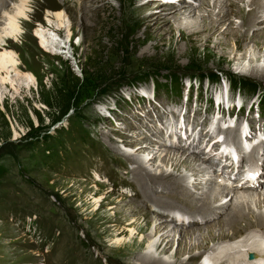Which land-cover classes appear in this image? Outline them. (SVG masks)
<instances>
[{
    "label": "rangeland",
    "instance_id": "obj_1",
    "mask_svg": "<svg viewBox=\"0 0 264 264\" xmlns=\"http://www.w3.org/2000/svg\"><path fill=\"white\" fill-rule=\"evenodd\" d=\"M81 1L33 0L28 7V17L21 24L19 37L10 39V46L0 47V51L9 49L17 56V79L20 82L18 86L2 84L1 87L0 264H140L138 256L145 253L148 244L143 239L145 235L136 236L134 245L130 232L120 234L115 231L110 220V207L114 205L115 198L119 199L123 195L126 202L133 201L137 206L141 202L137 200L141 197L135 196V193H140L133 174L137 164H132L126 155H122V152L134 153L135 148L122 145L120 136L136 139L140 145L144 144V149L145 144L152 142V147H147L145 152V156L150 151L151 155H156L155 163L148 166L151 172L157 175L168 172L175 177H187L190 168H174L171 161L163 160L164 155L168 151H180L179 155H184V158L188 156L187 159L199 153L205 157L210 154V148L205 149L204 146L192 151L189 144V148L183 146L184 142L182 146L177 144L178 134L170 135L173 128L176 132L175 125H185L183 130L177 128V132L181 131L183 135L185 130L190 134L194 128L193 124L189 125V121L181 123L180 110L182 114L189 110L188 115L191 117L186 116V119L190 120L196 118L198 121L209 116L203 124L204 129L214 132V135L218 132L212 127L218 116L212 113L219 106L217 92L219 90L224 97H232V106L227 101L221 105L226 110H223V116L227 118H221L218 126L233 149L236 146L231 134L239 122H247V117L253 121L264 120V77L241 72L249 66L247 62L231 63L227 58L219 62L217 55L209 54V48L197 45L196 51H191L186 39L177 42L181 38L180 34L168 33L171 20L164 22V18L170 14L163 9L170 0H134L133 5L131 0H89L91 6L87 9ZM216 1L225 3V0H213ZM249 1L240 4L246 12L251 8ZM17 2L0 0L3 3L0 6V20L3 12ZM201 2L196 0L197 7H200ZM139 5L147 6L148 13L154 16L149 43L144 48L151 49L152 44L158 43L161 57L136 60L127 56V47L133 34L131 8ZM61 9L66 11V27L70 25L71 34L67 29L69 27L56 31L47 20L48 12ZM52 19L55 23V19ZM233 23L235 28L240 27L242 18L234 15ZM37 29H48L46 32L54 36L52 42L49 41L51 45H41L42 38L37 35ZM260 29L262 31L264 26ZM241 31H246V28L241 27ZM168 51L182 56L169 58L167 54H172ZM255 55L262 57L260 64L264 67V51H258ZM114 66L118 68L115 70ZM212 74H218L220 81L208 83V76ZM0 75L6 76V73L0 71ZM30 76L32 81L28 79ZM172 77L179 81L178 90L177 87H171L174 83ZM230 80L231 95L225 89L229 87ZM235 80L246 84L237 90L233 85ZM190 93L192 96H189ZM153 108L160 114V120L148 115V111H153ZM155 127L159 131L163 130L164 134L168 133V143L164 145L161 140L163 136L155 135V130L154 135L151 134L150 128ZM256 128L253 126L250 129L253 137L249 139L246 151L250 145L260 147L262 151L256 157L264 164V138L254 133L257 132ZM113 137L118 150H114L110 143ZM205 152L207 154L204 156ZM248 154L253 156V150ZM248 154H245L246 162L250 163L254 159L249 160ZM203 166H208L203 175L204 180L215 176L219 183L226 182L229 188L240 193L264 194V186L259 191L239 188V181H235L237 175L228 179L217 163L207 162ZM252 176L247 180H258ZM190 180L193 181L194 177L191 176L187 181L191 185ZM218 182H213V186H217ZM96 188L100 190L97 192ZM205 189H197L195 193L201 194ZM183 191L185 188L180 189L181 194ZM167 194L172 195L169 192ZM102 195L107 196V199L99 207L96 197ZM232 195L233 191L228 199ZM183 209L186 210V207ZM139 211L138 217L142 223V214L146 211L141 207ZM189 212L192 213L190 209ZM148 214L152 220L159 217ZM221 217H214V222ZM202 220L209 219H198V225H189L198 230L186 239L188 247L180 260L187 261L193 253L198 255L196 264H206L208 257L211 260L209 264H220L222 261L217 260V257L226 247L205 254V248L198 246L201 237L208 234V225ZM171 223L174 240L170 251L167 254L155 252L156 257L167 261L176 259L175 251L180 249L176 230L177 227L179 230L183 227L181 223ZM242 223V227H245V221ZM153 229L152 224L148 233ZM228 232L230 237L237 236L235 241L244 240L247 235L233 230ZM219 234L214 229V238ZM158 239L156 236L155 240ZM213 243L208 241L207 247H212Z\"/></svg>",
    "mask_w": 264,
    "mask_h": 264
},
{
    "label": "bare ground",
    "instance_id": "obj_2",
    "mask_svg": "<svg viewBox=\"0 0 264 264\" xmlns=\"http://www.w3.org/2000/svg\"><path fill=\"white\" fill-rule=\"evenodd\" d=\"M32 1L33 0H18V2L15 3L11 9H7L3 12L0 20V47L10 46V39H17L19 37L22 31L21 24L23 23V20L28 17V7ZM244 1L245 0H225V3L224 1L220 3L217 1L213 2V0H202L200 7H197L196 0H170V3H168L169 5L165 6L163 9L170 15L168 18H163L165 19L164 22L171 20L168 33L171 35L172 33L178 32L181 38H179L177 42L181 41V39H186V43L191 47V51H196L197 45H201L204 48L210 49L209 54L211 56L217 55L219 62L225 61L226 58L231 63L238 62V64H244L247 62L249 66L244 68V70H241V72L248 73L253 76L264 77V67L260 64L262 57L260 55H255L258 51H264V29L259 31V29L264 26V0H250L249 5L251 8L248 12L240 6V4ZM82 2L86 9L90 8L91 1L82 0L81 3ZM131 2L133 5L134 0H131ZM2 5L3 3H0V6ZM146 8L147 6L145 5L135 6L134 9L131 8L133 12V34L129 43L131 47L129 45V47H127L128 52L126 51L127 56L131 59L140 60L146 58H158L162 56L158 43L152 44L151 49L149 47L144 48L150 37L149 31L152 27L151 24L154 22L152 21L154 16L149 14ZM234 15H239L242 18V25L240 27L237 26L238 28L234 27ZM52 18L55 19V23L52 21ZM47 20L50 22L52 27L56 29V31L63 30L68 23H66V11L63 9L53 13L48 12ZM161 21L163 23V20ZM69 26L70 25L68 24L67 27ZM241 27L246 28V31L242 32ZM67 29L71 34V28L69 27ZM255 29H258V31L255 32ZM46 30L48 29H37V35L39 34L42 38L41 45H51L50 42H52L54 37L47 33ZM251 44L252 51L254 52L253 55L252 51L251 53L249 52ZM141 47H143L142 50H139ZM152 49L154 50L153 53L150 52ZM169 52L172 54H167L169 58L176 59V57L180 58L182 56V54L177 55L174 52L168 51V53ZM117 58L118 56L115 57V59ZM18 63V58L12 50L5 49L3 52L0 51V71H4L6 73V76L0 75V97H2L3 94V90L1 88L2 84H11L13 86H18L20 84L17 79V77H19V71L17 68ZM114 68L116 70L118 66H114ZM28 79L31 81L33 80L31 76L28 77ZM229 94L231 95L232 93L230 92ZM189 96H192V94L190 93ZM216 100L219 106H217L214 111L212 110V113H218L217 117L222 116V119L227 118L223 116L224 107L221 105L228 102L229 105L232 106L233 98L224 97L218 90ZM188 104L189 101L185 104L186 107H188ZM153 109V111H148V115L150 114V118H157L160 120V114L156 112L155 108ZM193 109L194 108L191 107V111H193ZM170 110L174 111L173 109ZM188 111L189 110H185V113L182 114L180 110L179 116L182 119L181 123H187L189 121V125L193 124L194 128L191 130V133L188 134L187 130H185L183 135L181 131L177 132V128L183 130L185 125L180 127L179 125H175L176 132H174L175 128H173V130L170 131V135L172 133H176V135L178 134L177 144H181L183 142L185 143L183 146L189 144L192 151H197L204 146L205 149L210 148V154L208 153V155L205 156L207 154L205 152V157L201 156V153L198 155L194 154V158L187 159V155L186 158H184L185 156L182 154L179 155L180 151H173V153L172 151H168L164 155L163 159L171 161L174 168H190L191 173L189 172L187 177H175L172 173L168 172H162L160 175L151 172L148 166L151 163H155L156 155H151L152 151H150L145 156V152L147 147H152V142L145 144L146 148L144 149V144L140 145L136 139L129 138L127 135L120 136V139H122V145L132 149L135 148L134 153L122 152V155H126L127 158L132 161V164H137L136 168L133 170V174L136 182L139 184L140 193L139 195L135 193V196H140L141 199L138 198L137 200L141 202L138 206L135 205L133 201L126 202L123 195L119 199H114L115 203L110 207V210H112L110 220L115 227V231H119L120 234H124L127 231L130 232V238L133 240L132 243L134 245L136 244V236L145 235L143 239L146 240L148 244L146 246L145 253L138 256L140 264H196V260L198 258L197 254L192 253L187 261L180 260V256H182L183 252L188 247L186 239L195 235L198 230L193 229L194 227L189 225H191V223L197 224V222H199L198 219H209L210 221L204 220L206 222L202 220V222L208 225V234L201 237V242L198 245L199 247L205 248V254H210L219 247H226L222 249L223 251L220 253L218 252L221 254L220 256H216L217 260L222 261L220 264H264V194H261L260 192H257L258 194H254L253 192H244L245 188L243 187L249 186V182L248 180H245L246 176H243L242 178V174L244 172L248 173V177L252 175L258 177V182L253 184L251 188H246L247 190L251 189L259 191L262 189V186H264V164L260 163V159H257L256 157V155L260 154L262 149L258 146L250 145V148L246 151L249 146V139L251 140L253 137V133L251 134L250 131L251 127H257V132L254 133H257L261 139L264 138V120L253 121L247 117V122H239V126L235 129V131H230L232 132L231 138L236 146V149H233L229 144L230 141L220 133V128L217 124L214 123L213 125V128L218 131L214 135L204 129L203 124L209 116H205L203 119L199 118L198 121L196 118L190 120L186 119V116L188 118L191 117L188 115ZM207 111L208 110H205V112ZM210 120H212V118H210ZM154 130L156 131L155 135L157 134L160 137L161 134L163 136L161 140L164 142V145L168 143V133L164 134L163 130L159 131L155 127L150 128V132L151 134L153 133V135L155 132ZM179 133H181V135H179ZM187 140H189L188 142L191 141V143H188ZM215 140H217L218 144H216ZM135 142L138 143L137 146ZM110 143L113 145V149L117 148L118 150V145L114 137L111 139ZM169 143L173 144L172 141ZM212 149L215 150L211 151ZM252 150L253 156L250 157L248 153ZM245 154H248L247 158L249 160H254H251L252 162L250 163L246 162ZM142 156L143 158H140ZM138 157L139 160L137 159ZM198 161L199 163H197ZM207 162L217 163L220 165L222 174L226 175L228 179L231 176L237 175L235 181H239V184H237L240 185L239 188L244 190L242 191L244 193H240L239 191L229 188V184L226 182L219 183L215 176H209L206 180H204L203 175H205L206 167L208 166L204 167L203 164H206ZM248 164L251 167L242 169V167ZM191 176L194 177V180H190L192 181L190 185V182L188 183L187 181L188 179H191ZM213 182H218L219 186L218 184L217 186H213ZM97 186L98 185L95 187ZM204 187L206 189L202 191L201 194L197 195L195 193V190L203 189ZM159 188H161V190L157 191ZM184 188L185 191L181 194L180 189ZM99 190V188H96L95 191L98 192ZM231 191H233V195L230 199H228ZM167 192L172 195H168ZM96 198L98 206L101 207L104 200L107 199V196L103 197L102 195ZM164 205L168 206V208L165 209ZM140 207L146 211L142 214L144 219L142 223H140V217H138V214L141 213L139 211ZM183 207H186V210L183 209ZM189 209L192 213L189 212ZM148 213L154 214L155 217L158 215L159 217H157V220H152ZM218 216H222L221 219L214 222V217ZM210 217L213 220H211ZM243 221L246 223L245 227H242ZM171 222L181 223L183 227L179 230L176 226V233L179 234L178 245H180V249L175 251L176 253L174 256L176 259H174V261H167L160 256L156 257L155 252L160 251V253L167 254L170 251L174 240L172 237V228L174 227H171ZM152 224L154 225V229L148 233ZM257 226L262 228L256 229ZM214 229H217L220 233L219 236L215 238L213 235ZM199 230L201 229L199 228ZM229 230L239 233H247V235L244 237V240L241 239L235 241L237 236L230 237L228 232ZM156 236L159 237L158 240H155ZM210 240L214 241V245L212 247H207L208 241ZM250 253H253L255 257H250ZM207 260L208 263L211 262L209 257Z\"/></svg>",
    "mask_w": 264,
    "mask_h": 264
},
{
    "label": "trees",
    "instance_id": "obj_3",
    "mask_svg": "<svg viewBox=\"0 0 264 264\" xmlns=\"http://www.w3.org/2000/svg\"><path fill=\"white\" fill-rule=\"evenodd\" d=\"M203 77H205V76H203ZM171 79L174 82L173 86H171V87H177L176 89L178 90L179 89V81H178V79H175V77H172ZM208 79L211 80L212 82H219L221 78H220V76L218 74H215V75L212 74V75L208 76ZM243 84H246V83H244V82H242L240 80H235L233 85L238 90V89H241L243 87V86H241Z\"/></svg>",
    "mask_w": 264,
    "mask_h": 264
}]
</instances>
